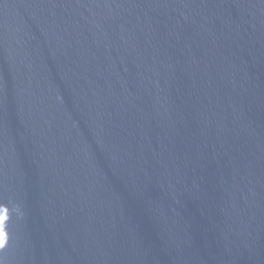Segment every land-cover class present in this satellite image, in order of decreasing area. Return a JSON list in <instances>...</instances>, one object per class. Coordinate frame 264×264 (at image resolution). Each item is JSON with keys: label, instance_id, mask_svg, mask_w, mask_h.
I'll return each instance as SVG.
<instances>
[{"label": "water", "instance_id": "water-1", "mask_svg": "<svg viewBox=\"0 0 264 264\" xmlns=\"http://www.w3.org/2000/svg\"><path fill=\"white\" fill-rule=\"evenodd\" d=\"M0 264H264V0H0Z\"/></svg>", "mask_w": 264, "mask_h": 264}]
</instances>
